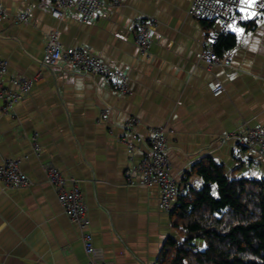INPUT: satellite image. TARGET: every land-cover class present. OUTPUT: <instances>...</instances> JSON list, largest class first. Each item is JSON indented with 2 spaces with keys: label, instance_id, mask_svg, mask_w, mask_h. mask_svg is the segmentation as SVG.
Instances as JSON below:
<instances>
[{
  "label": "crops",
  "instance_id": "crops-1",
  "mask_svg": "<svg viewBox=\"0 0 264 264\" xmlns=\"http://www.w3.org/2000/svg\"><path fill=\"white\" fill-rule=\"evenodd\" d=\"M192 2L122 0L86 24L75 14L54 18L53 0H0L10 15L0 20V60L8 64L0 81H34L12 110L0 100V166L17 160L33 183L11 188L0 180V264H87L82 231L48 182V165L61 171L67 189H81L103 259L156 264L175 232L171 212L159 209V189L141 185L135 172L150 153V127L164 128L170 172L184 194L202 187L192 169L206 158L234 177L264 178V161L253 156L245 166L235 137L245 125H264V15L236 35L228 65L208 68L200 55L210 26L188 16ZM22 14L27 21L14 19ZM147 19L156 34L142 53L135 32ZM51 32L65 47L121 70L129 94L96 74L46 66ZM215 83L222 94L215 95ZM132 118L138 123L129 127Z\"/></svg>",
  "mask_w": 264,
  "mask_h": 264
},
{
  "label": "built area",
  "instance_id": "built-area-1",
  "mask_svg": "<svg viewBox=\"0 0 264 264\" xmlns=\"http://www.w3.org/2000/svg\"><path fill=\"white\" fill-rule=\"evenodd\" d=\"M52 16L62 19L67 15L75 14L86 24L93 23L104 14L105 10L117 8L122 0H53ZM247 7L241 0H193L188 10V16L200 22L210 24L208 37L204 43L200 61L208 68L229 64V55L219 57L215 52V45L222 35L234 34L231 26L242 28L256 22L264 15V0H255L249 12L256 15L244 19L240 9ZM8 12L0 6V20H7ZM16 21H27L25 14L14 18ZM156 23L152 19L141 20L137 24L135 42L142 53H146L154 42ZM43 63L51 67L63 63L77 72L93 73L102 77L112 89L121 95L129 94V79L119 69L105 63L99 57L81 48H67L58 38V33L51 32L48 35L47 46L43 56ZM8 75V64L0 60V77ZM1 80V79H0ZM34 81L22 77H9L7 84L0 81V100L3 109L8 112L14 105L26 98L32 89ZM213 91L220 95L224 91L221 83H215ZM138 123L132 118L127 125L133 127ZM233 135L225 136V140ZM240 148L239 157L245 166H251L253 156H258L264 161V125L251 127L245 125L235 136ZM150 153L137 167L135 172L139 177V183L145 187L159 189V209L171 212L178 199L184 194L170 172V163L166 154L167 141L164 128L150 127L148 129ZM137 138V142H141ZM47 180L54 185L57 198L64 213L71 223L82 231V243L87 256V264H114L101 257L94 245L93 235L89 230L90 219L88 209L81 189L75 184L70 189L66 188V179L61 171L53 165L46 168ZM0 180L11 188H29L32 181L21 170L17 160H8L0 166Z\"/></svg>",
  "mask_w": 264,
  "mask_h": 264
},
{
  "label": "trees",
  "instance_id": "trees-1",
  "mask_svg": "<svg viewBox=\"0 0 264 264\" xmlns=\"http://www.w3.org/2000/svg\"><path fill=\"white\" fill-rule=\"evenodd\" d=\"M236 45V34H225L215 52L222 57ZM192 172L203 185L178 199L171 211L175 235L156 264H264V178L234 177L212 158Z\"/></svg>",
  "mask_w": 264,
  "mask_h": 264
},
{
  "label": "snow or ice",
  "instance_id": "snow-or-ice-1",
  "mask_svg": "<svg viewBox=\"0 0 264 264\" xmlns=\"http://www.w3.org/2000/svg\"><path fill=\"white\" fill-rule=\"evenodd\" d=\"M241 3L243 5H246L247 7H242L240 11L244 13V19H248L249 17L255 16L256 14L254 12H249L248 9L252 8L255 0H241ZM232 31L237 35H241L244 32L243 28H236L235 26H231Z\"/></svg>",
  "mask_w": 264,
  "mask_h": 264
},
{
  "label": "rangeland",
  "instance_id": "rangeland-1",
  "mask_svg": "<svg viewBox=\"0 0 264 264\" xmlns=\"http://www.w3.org/2000/svg\"><path fill=\"white\" fill-rule=\"evenodd\" d=\"M184 195V194H183Z\"/></svg>",
  "mask_w": 264,
  "mask_h": 264
}]
</instances>
